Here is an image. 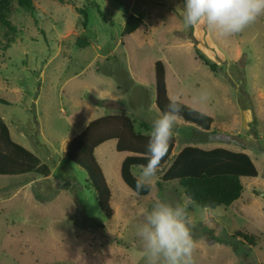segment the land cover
Masks as SVG:
<instances>
[{
    "label": "rangeland",
    "instance_id": "obj_1",
    "mask_svg": "<svg viewBox=\"0 0 264 264\" xmlns=\"http://www.w3.org/2000/svg\"><path fill=\"white\" fill-rule=\"evenodd\" d=\"M183 3L34 0L32 13L14 8L13 32L0 33V99L7 102H0V117L13 140L51 175L0 176V264H145L137 225L156 200H188L174 183L165 190L158 184L189 145L244 152L259 172L242 179V197L230 207L208 209L210 222L202 208L189 206L195 264H264V16L242 33L218 38L203 26L185 27ZM80 9L87 12L86 27ZM129 15L142 25L124 35ZM198 53L217 65L216 73ZM158 61L166 66L169 96L180 94L195 108L202 106L198 93H210L205 108L214 122L204 131L178 118L173 155L146 197L123 181L127 154L116 150V140L98 147L95 156L112 195L108 218L87 172L66 150L76 132L107 115L125 113L136 131L146 133L141 123L160 113Z\"/></svg>",
    "mask_w": 264,
    "mask_h": 264
},
{
    "label": "trees",
    "instance_id": "obj_2",
    "mask_svg": "<svg viewBox=\"0 0 264 264\" xmlns=\"http://www.w3.org/2000/svg\"><path fill=\"white\" fill-rule=\"evenodd\" d=\"M16 6L31 13L35 9L34 0H0V33H4L5 37L14 30L11 14ZM79 12L83 15V25L86 27L87 12L85 9H80ZM141 25L140 17L129 15L123 34L132 35ZM77 43L84 47L88 46L86 40L79 39ZM197 55L213 73L217 72L216 64L211 63L199 53ZM155 69L156 106L161 112L169 102L166 66L158 61ZM0 102L7 103L2 99ZM179 118L204 131H209L214 122L208 115L199 118L190 110V106L183 108ZM134 125L135 122L125 113L99 118L72 139L66 150L67 158L87 172L89 183L97 193L99 207L108 218L114 214L110 203L111 190L95 156L96 149L102 144L116 140V150L119 153L130 154L121 165V177L138 197H146L152 190L151 186L138 191L136 180L130 172L131 165L147 163L146 145L149 134L136 131ZM141 127L145 132L151 130V125L147 122L141 123ZM199 141L202 140L199 139ZM175 146L176 141L173 138L170 141L168 153L161 160L158 170L169 163ZM30 174L39 178H48L51 170L33 152L13 140L9 127L0 117V176L20 177ZM258 175L254 161L244 152H234L224 148L205 150L187 146L173 158L158 186L161 190H165L166 184L174 183L184 191L187 199L193 202L190 208L199 206L202 209L206 207L214 210L219 207H230L238 201L244 192L242 179H256ZM238 235L245 240L255 239L246 234L238 233Z\"/></svg>",
    "mask_w": 264,
    "mask_h": 264
},
{
    "label": "clouds",
    "instance_id": "obj_3",
    "mask_svg": "<svg viewBox=\"0 0 264 264\" xmlns=\"http://www.w3.org/2000/svg\"><path fill=\"white\" fill-rule=\"evenodd\" d=\"M262 16L264 0H184L182 12L185 27L203 26L218 38L242 33ZM209 98L210 93L201 90L197 99L202 106L190 107V110L204 118L208 114L205 106ZM168 101L165 109L150 121L147 163L130 166L138 191L151 187L159 164L168 153L178 118L183 108L189 107L180 94L170 95ZM192 203L191 199L175 204L156 200L151 210L144 214L136 234L143 244L145 264H195L194 224L189 211ZM203 215L205 221L210 222L206 207Z\"/></svg>",
    "mask_w": 264,
    "mask_h": 264
},
{
    "label": "crops",
    "instance_id": "obj_4",
    "mask_svg": "<svg viewBox=\"0 0 264 264\" xmlns=\"http://www.w3.org/2000/svg\"><path fill=\"white\" fill-rule=\"evenodd\" d=\"M107 116H109V115H107ZM127 116H128V115H127ZM128 117H129V116H128ZM87 126H88V125H86V126L84 127V130L87 128ZM84 130H82L81 133H82ZM79 134H80V133L76 132V133L74 134V136H73V139H74L77 135H79ZM144 134H149V132H146V133H144ZM189 146H193V145H189ZM180 152H181V151H180ZM180 152H179V153H180ZM126 154H127V155H126L125 159H126L128 156H130V154H128V153H126ZM176 156H177V155H176ZM125 159H124V160H125Z\"/></svg>",
    "mask_w": 264,
    "mask_h": 264
}]
</instances>
